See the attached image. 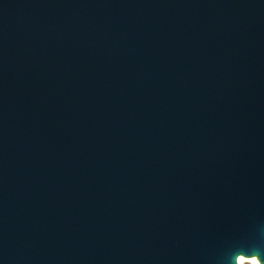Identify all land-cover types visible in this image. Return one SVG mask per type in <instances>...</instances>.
Instances as JSON below:
<instances>
[{
    "label": "water",
    "instance_id": "95a60500",
    "mask_svg": "<svg viewBox=\"0 0 264 264\" xmlns=\"http://www.w3.org/2000/svg\"><path fill=\"white\" fill-rule=\"evenodd\" d=\"M264 264V0H0V264Z\"/></svg>",
    "mask_w": 264,
    "mask_h": 264
},
{
    "label": "bare ground",
    "instance_id": "6f19581e",
    "mask_svg": "<svg viewBox=\"0 0 264 264\" xmlns=\"http://www.w3.org/2000/svg\"><path fill=\"white\" fill-rule=\"evenodd\" d=\"M246 259H249L252 262V264H260V262L256 256L248 258V257H245L243 255H240L237 258V264H244V260H246Z\"/></svg>",
    "mask_w": 264,
    "mask_h": 264
},
{
    "label": "rangeland",
    "instance_id": "374dc122",
    "mask_svg": "<svg viewBox=\"0 0 264 264\" xmlns=\"http://www.w3.org/2000/svg\"><path fill=\"white\" fill-rule=\"evenodd\" d=\"M250 258V257H248ZM244 264H252V262L249 259L244 260Z\"/></svg>",
    "mask_w": 264,
    "mask_h": 264
},
{
    "label": "clouds",
    "instance_id": "9594fccd",
    "mask_svg": "<svg viewBox=\"0 0 264 264\" xmlns=\"http://www.w3.org/2000/svg\"><path fill=\"white\" fill-rule=\"evenodd\" d=\"M255 256H258V255H255Z\"/></svg>",
    "mask_w": 264,
    "mask_h": 264
}]
</instances>
